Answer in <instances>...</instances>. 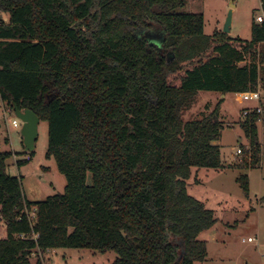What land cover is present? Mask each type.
Segmentation results:
<instances>
[{
  "label": "trees",
  "instance_id": "trees-1",
  "mask_svg": "<svg viewBox=\"0 0 264 264\" xmlns=\"http://www.w3.org/2000/svg\"><path fill=\"white\" fill-rule=\"evenodd\" d=\"M184 6L0 0L9 14L0 20V101L47 119V156L67 179L64 192L30 201L22 177L7 171L11 153L0 152V264H43L32 260L34 252L61 247L115 250L113 264L207 258L199 237L220 218L190 192L189 181L202 168L225 167L220 103L201 118L182 114L199 91L257 88L264 22L253 20L250 39L207 35L204 15L180 12ZM154 28L161 42L148 36ZM260 118L253 112L241 119L250 141L238 165L245 195L248 171L261 163ZM30 160L18 159V168Z\"/></svg>",
  "mask_w": 264,
  "mask_h": 264
},
{
  "label": "rangeland",
  "instance_id": "rangeland-1",
  "mask_svg": "<svg viewBox=\"0 0 264 264\" xmlns=\"http://www.w3.org/2000/svg\"><path fill=\"white\" fill-rule=\"evenodd\" d=\"M231 2L235 7L230 34L250 39L251 24L263 11L261 0H185V6L180 12L203 14L204 32L211 35L222 31ZM2 19L8 21L9 14L0 10V20ZM157 30L159 29L154 28L150 31ZM261 49L264 46L259 50ZM249 61L250 58L247 62ZM258 65L260 86L264 89V63L258 61ZM217 104L220 105V120L223 124L222 136L217 142L222 160L227 166L220 171L202 168L197 172L198 180H195L194 175L190 179L189 190L209 208L214 209L220 220L214 228L200 235L199 238L207 244L208 256L203 262L195 264H264V204L259 203L258 199L264 195V111L257 122L262 151L261 163L258 168L250 170L249 195L244 194L237 181V177L243 173L238 165L247 157L250 148V141L241 127L243 109L257 105L264 108V99L259 102L239 97L232 92L223 96L216 91L203 90L183 110V119L201 118L214 110ZM4 109L7 110L6 113ZM15 118H18L15 111L0 101V152L11 153L6 159L7 171L22 177V188L30 201H42L49 195L64 192L66 176L58 169L55 158L47 156V119H40L35 148L27 150L21 132L23 123L18 126L11 125ZM239 147L242 149L240 154L237 153ZM26 155H32V159L18 168L17 160H25ZM89 177L91 179L92 175ZM0 223L3 224L1 220ZM249 237L254 239L250 241ZM117 258L118 253L115 250L100 252L70 247L49 249L41 255L32 256L34 262L40 259L43 264H113Z\"/></svg>",
  "mask_w": 264,
  "mask_h": 264
},
{
  "label": "water",
  "instance_id": "water-1",
  "mask_svg": "<svg viewBox=\"0 0 264 264\" xmlns=\"http://www.w3.org/2000/svg\"><path fill=\"white\" fill-rule=\"evenodd\" d=\"M235 4L231 2V8L226 17L222 31L225 33H231L233 25V9ZM150 37V33H147ZM151 38V37H150ZM152 39V38H151ZM163 40V35L157 40L161 42ZM16 116L22 121V135L24 138V146L27 150H33L39 134V123L40 117L30 109L21 110L18 107H15Z\"/></svg>",
  "mask_w": 264,
  "mask_h": 264
},
{
  "label": "built area",
  "instance_id": "built-area-1",
  "mask_svg": "<svg viewBox=\"0 0 264 264\" xmlns=\"http://www.w3.org/2000/svg\"><path fill=\"white\" fill-rule=\"evenodd\" d=\"M256 21L257 22H264V12L263 11H262L261 14H259L256 17ZM260 82H261V79L259 80V83H258L257 88L255 90L246 91V92L237 93V94L239 95V97L261 102L264 99V89L261 88ZM4 111H5V113L7 112V110H5V109H4ZM263 111H264V108H263L262 105H257L256 107H246V108L243 109V116H247V115H249V114H251L253 112H256L258 114H262ZM5 118H6V114H5ZM20 123H22V121L19 118H15L14 120H12L11 125L18 126ZM237 153L238 154L242 153L241 147H239L237 149ZM30 158H31L30 155H26V157H25L26 160H30ZM20 236L21 237H25V234H21ZM253 239L254 238L249 237L250 241L253 240ZM42 253H43V251L39 249L36 252H34L33 255H35V254L41 255Z\"/></svg>",
  "mask_w": 264,
  "mask_h": 264
},
{
  "label": "crops",
  "instance_id": "crops-1",
  "mask_svg": "<svg viewBox=\"0 0 264 264\" xmlns=\"http://www.w3.org/2000/svg\"><path fill=\"white\" fill-rule=\"evenodd\" d=\"M150 33V37L152 38V39H154V40H158V39H155V37H161V34H162V31L161 30H157V31H150L149 32ZM160 34V35H159ZM163 35V34H162ZM159 37V38H160ZM224 96V95H223ZM224 98V97H223ZM218 143V142H217ZM223 159V158H222ZM223 164L225 165V166H227L224 162H223ZM18 167V166H17ZM222 170H225V167H224V169H222ZM250 173V170L248 171V174ZM250 177V176H249ZM263 196V195H262ZM261 196V197H262ZM256 197H258V195H256ZM261 197H259L258 199H260ZM260 203V202H259Z\"/></svg>",
  "mask_w": 264,
  "mask_h": 264
},
{
  "label": "flooded vegetation",
  "instance_id": "flooded-vegetation-1",
  "mask_svg": "<svg viewBox=\"0 0 264 264\" xmlns=\"http://www.w3.org/2000/svg\"><path fill=\"white\" fill-rule=\"evenodd\" d=\"M157 41V40H156Z\"/></svg>",
  "mask_w": 264,
  "mask_h": 264
}]
</instances>
